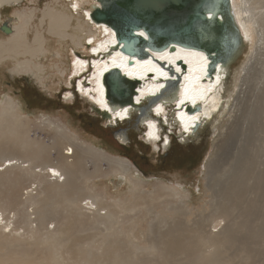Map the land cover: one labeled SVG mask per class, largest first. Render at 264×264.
Here are the masks:
<instances>
[{
	"label": "bare ground",
	"instance_id": "bare-ground-1",
	"mask_svg": "<svg viewBox=\"0 0 264 264\" xmlns=\"http://www.w3.org/2000/svg\"><path fill=\"white\" fill-rule=\"evenodd\" d=\"M22 1L0 0V7H3V4L15 6ZM94 1L97 5H91V12L85 9L83 13L80 11L82 6L79 0H76L73 7H56L53 4L45 7L43 20L48 23L46 25L41 23L31 44L27 23H22L23 14L14 13V29L9 24L13 33L8 35L12 37L9 41L0 42V62L18 54L29 55L34 60L18 63L14 74L24 72L47 79L46 66L39 58L46 56L49 52L48 36L58 37L65 42L70 39L72 43L82 45L85 50L90 49L85 42L87 38L95 41L93 36L104 32L103 38L97 41L98 47L92 48L94 52H101L100 56L91 58L92 68L86 66L85 60L78 56L70 58L73 64L69 63V67L70 69L72 67L74 73L77 74L78 71L84 70L83 67L90 70L88 75L82 74L85 76V82H88L83 83L82 93L88 92V97L93 98V103L102 109V111L98 108L94 110L106 119H113L114 115L118 114L120 117L125 114L129 115L131 110L137 108L134 103L111 104L105 95L106 86L100 80L101 75L108 69L119 68V74L122 73L128 79L139 80L133 96L135 102L160 98L165 91L163 86L167 83L166 97L169 99L160 102L154 109L159 116H164L166 112L170 113L171 119L170 117L165 118L167 119L165 123H170L177 128L178 124H181L186 132L193 129L194 132L191 134L196 133L198 127L195 129L192 127L197 121L210 123L221 113L225 103L223 83L229 74L228 63L239 52L240 45L254 30V25L259 27L256 31L260 33V41L264 39L260 23L261 18L264 19V12H261L264 8V0H221L223 6L227 5L231 19L227 20L223 11L216 12V14L208 12L207 16L210 21H214L217 16L224 22L222 33L228 37L226 41L230 44L224 46L226 56L222 61L209 65L211 59L207 56L205 48L201 46L171 41L160 48H155L144 28H137L135 32L148 40L145 46V52L148 55L141 56L139 59L130 58L115 48L117 38L114 37L115 31L111 26L93 19V11L101 7L99 0ZM220 4L217 3V8ZM74 20H76V26L73 25ZM231 39H233L232 42ZM169 46L173 48L171 51L170 48L167 50ZM179 52L188 59H179ZM58 56L61 55L58 54ZM153 57H157L158 60L166 59V62L171 63L173 68L179 72L184 66L185 72L179 76L173 70L170 75L174 80H166L167 72ZM168 59H179L184 64L179 67L175 64L176 61ZM153 75L151 79L150 76ZM176 76L178 83H176ZM245 81L246 76L242 80L241 96L244 94L242 89H244ZM89 89L93 92L90 93ZM158 92L161 94L151 96ZM69 94L67 93L66 96ZM5 103L0 105V230H5L7 227H10L9 231L15 230V225L19 221L24 224L23 230L26 231L6 239L0 236V245L5 249L4 253H0V264H33L26 260L25 255L19 251V246L28 241L26 237L28 233L33 232L32 230H36L35 234L40 236L56 230L61 234L65 231L68 216H64L63 219L53 204L54 200L57 202L60 197L64 196L69 198L74 207L72 214L78 221L83 222L82 215L95 217L93 222H89L88 230L92 227H98L99 230H104V228L110 230L115 227L116 230H120L119 227L122 229L126 219L124 216L126 212H132L135 215L132 219H128L129 229L135 230L138 225L135 220L141 211L153 214V220L148 223L147 230H167L157 238H153L150 243L158 261L162 259L164 264L217 263L219 249H226L229 243L235 241L233 235L236 230L245 231L242 244L248 249L257 243L253 239L257 231L264 230V217L258 220L259 214H256L258 204L263 205L261 197L264 198V142L258 145L260 141L256 144L257 140L252 142L253 147L247 148L252 125H246L245 130L242 129L244 126L238 130L237 127L235 128L243 119L242 115H239V118L231 125L228 123L227 130L219 134L220 138L215 142L212 155L206 164V186L211 193L210 200L206 204L208 206L204 205L191 211L193 208L188 205V202H191L189 194H182V190L173 185H162L163 190L152 193L150 197L144 192H137L133 195L134 199L131 203L128 199L107 203L99 193L95 192L96 189L83 184V179L88 176L86 158L90 154L89 150H81L71 139H59L57 142L44 144L30 138L29 131L24 130L20 114L14 107L12 99L10 98ZM187 103L191 106L198 105L200 109L189 114L184 110ZM183 106V109L180 108ZM253 115H257V112L255 111ZM114 119L117 122V116ZM146 123L148 128L146 135L157 137L159 120L152 118L146 120ZM61 126L67 128L63 123ZM258 128L260 126H257ZM262 128L264 132V126ZM180 135L183 141L191 137L190 134L185 136L181 131ZM262 135L260 140L264 141V133ZM165 144L167 143L163 145ZM56 150L58 162L53 163L52 154ZM103 151L110 155L105 150ZM103 157L105 156L100 155L99 159ZM122 158L120 156L110 158L112 174L120 175L122 172L141 174V172L140 174L133 172ZM127 161L133 164L130 160ZM169 197L173 198L174 203L168 200ZM158 204L162 207L156 210ZM188 211L197 213L191 214ZM33 222H35L34 228L31 227ZM49 224L50 226L53 224L51 229L48 227ZM65 239L66 236L63 235L60 239L57 237L42 242L50 246L42 264H63V254L58 253V250L52 253V245H58ZM183 245L196 249L189 252L182 249ZM102 247L111 249V245ZM119 248V245L114 247V249ZM254 251H256L255 248ZM248 252L251 253L249 250ZM241 257L242 254L237 264H250L248 257H245V262L241 260ZM129 263L145 264L137 257H133Z\"/></svg>",
	"mask_w": 264,
	"mask_h": 264
},
{
	"label": "rangeland",
	"instance_id": "rangeland-1",
	"mask_svg": "<svg viewBox=\"0 0 264 264\" xmlns=\"http://www.w3.org/2000/svg\"><path fill=\"white\" fill-rule=\"evenodd\" d=\"M79 1L82 6H80V11H82V13L85 12V9L91 12V5H97L94 0ZM75 3L76 0H23L15 6L3 4V7H0V25L7 22L14 29V13L23 14L22 23H27L26 27L29 29L28 34L31 38L29 40L31 44L41 23L43 22L44 25L48 23V21L43 20V11L45 7L50 4L56 7H73ZM73 12L75 11L73 10ZM261 12H264V8ZM260 23L262 25L264 38V19L262 20L261 18ZM73 25L76 26V20L73 21ZM258 28V26L254 25V30L249 33L247 39L240 45L239 52L231 58L228 63L229 74L223 83L225 103L221 113L218 117L210 121V123L200 122L198 130L194 133L195 135L190 133L191 137L183 141L181 139L182 137L179 138L177 133L174 132V127L176 126L164 122L168 126V130L173 133L171 146L169 145V147L165 149L163 147H165L166 144L162 145L164 143H161V140L151 141L147 142L150 149L146 152V146L144 147L146 143L139 142L141 138L140 129H143L142 124H139L138 121H134L123 126V129L119 131V135L115 136V139L117 143L124 146H128L131 143L130 149L133 154L132 157L137 165L130 164V162L127 161L129 159L124 158L119 150L111 147L96 135L86 131L87 122L90 121L92 116L98 117L100 115L94 110V107L96 108L98 106L93 103V98L88 97V92L85 94L82 93L87 95V99H83L80 95L74 93H72L73 95H67L65 98V94L73 90L74 85H72V83L75 81V78L78 79L77 85L82 92L83 83L86 84L87 82H85V76L82 74L86 73L88 75L90 72L89 69L86 70V67H83V71H78V74L74 73L72 67L70 69L69 63L73 64V61H70L71 57L78 56L81 58L79 53H85L87 56L89 55L88 48L84 50L82 45H76L72 43L70 39H67V42H65V40H60L58 37L48 36L47 43L49 52L46 56L39 58L46 66L47 79L24 72L14 74L15 67L18 63L26 60L32 62L34 60V58H31L29 55L23 56V54H18L5 61H1L0 105L3 103L6 104L5 101L7 102L10 98L12 99L14 107L20 114L21 123L25 127L24 130L29 131L30 138L44 144H51L52 142H57L59 139H71L76 142V145H78L81 150H89L90 154L86 158L88 176L83 179V184L94 190L96 189L95 192L99 193L107 203L120 202L125 199H128L131 203L134 199L133 195L137 192H144L150 197L152 193L163 190L162 185H173L181 189L182 194H189L191 202H188V205L193 208L191 211H195L206 205L210 200L211 193L207 190L206 186V164L209 162V158L212 155L215 142L220 138L219 134H223L227 130V124L230 123L231 125L232 122H235L236 119L239 118V115H242L243 119L237 124L240 126L238 127L236 125L235 128L237 127L236 129L238 130L241 126H244L242 129L245 130L246 125H252L249 132V136H251L249 137L250 140L248 139L247 148L253 147L252 142L257 140L256 144L260 141L258 145L264 142L260 140L263 136L262 133H264L262 132V127L264 126V39L260 41V33L256 31ZM11 34H5L0 30V42L9 41V38L12 36L8 35ZM93 38H95V41H100L103 38V33L101 32L93 36ZM232 41L233 39H231V42ZM74 51L80 52L76 54V56H73ZM58 54L61 56L59 57ZM182 58L184 60L188 59L187 56L181 55L179 52V59ZM168 60L176 61L177 59ZM147 64L150 63L147 62ZM92 66L91 59L89 68L91 69ZM246 68H248V70H246ZM245 76L246 81L244 83V89H242L244 94L241 96V85ZM24 80L28 81L32 91L31 94L36 97V103L24 98L22 95V86L25 85ZM89 92L91 93L93 91L89 89ZM255 111L257 115H253ZM134 115L135 114L132 115L131 119ZM243 115L246 118H244ZM115 116L120 117L119 114L114 115V118ZM164 116L159 117H162L165 121L167 120L165 118L170 117V113L166 112ZM114 118H109L107 120L115 122ZM93 119H91V121H93ZM98 121L100 122H97L98 125L100 124L105 127L101 119ZM61 123L66 125L67 128L61 126ZM257 126H260V128L257 129ZM132 128L136 130L135 136L134 133L131 132ZM168 130L166 129L165 135L168 134ZM256 130L257 132H255ZM120 132L124 134L123 137H121ZM167 141H169V137ZM139 144L142 146L140 147ZM161 145L163 147L158 150ZM103 150L110 155H107ZM179 150L183 152L182 156L185 157L182 163L172 164L167 162L161 168H152V166L158 162L157 159L159 157L162 155L167 156ZM56 152L57 150L53 151L52 154L53 163L58 162ZM100 155H104L105 157L99 159ZM118 156L121 158L123 157L122 159L126 161V164L133 172H138L139 174L141 172L142 175L128 172H122L120 175L112 174L110 158H117ZM186 158H191L192 162L188 161ZM142 169L143 171H141ZM258 198H260V196H258ZM261 199L263 205L258 204V209L256 211V214H259V217H261L260 219L257 217L258 220L264 217V198L261 197ZM168 200L174 203L172 197H169ZM53 204L60 215H62L63 219L64 216H68L65 231L61 234L56 230L43 236L35 234L36 230H32L33 232L28 233L26 237L28 241H25L19 246V251H21V253L25 255V259L31 263L42 264L44 262L45 253L50 249V246L42 244L43 241L56 239L57 237L60 239V237L64 235L66 239L63 242L58 245H52V253L58 250V253L63 254V264H130L129 260L133 257H137L145 264H164L162 259L158 261L150 243L153 238H157L167 230H147L148 223L153 220V214L144 210L141 211L139 217H137L136 220L134 219L138 224L135 230L129 229L128 219H132L135 216L132 212L125 213L124 216L126 219L123 222L122 229L118 226L120 230H116L115 227L110 228V230L106 228H104V230H99L98 227H92L88 230L87 227L89 222L95 220L93 215L89 217L82 215L83 222L78 221L72 214L74 207L66 196L60 197L57 202L54 200ZM207 206L208 205L205 207ZM161 207L162 206L158 204L156 210H159L158 208ZM189 213L195 214L197 212ZM15 226V230L9 231L10 227L5 228V230H0V236L6 239L26 231L23 230L24 224L19 221H17ZM52 226L53 224H51V226L49 224V229H51ZM31 227H35V222L32 223ZM260 231H262V233ZM260 231L258 230V233L253 238L257 243L253 244L251 249H248L242 244L246 234L245 231L236 230L233 235L235 236V241L229 243L226 249H219L218 260H216L217 263L211 262L210 264H237L241 254V260L244 262L245 257H248L250 264H264V230ZM109 245H111V249L102 247ZM116 245H119L120 248L114 249ZM199 245H201V243ZM254 248L256 251H254ZM182 249L192 252L196 248L190 249L186 245H183ZM248 250L251 253H249ZM4 252V247L0 245V253ZM177 262L181 263L182 261Z\"/></svg>",
	"mask_w": 264,
	"mask_h": 264
},
{
	"label": "water",
	"instance_id": "water-1",
	"mask_svg": "<svg viewBox=\"0 0 264 264\" xmlns=\"http://www.w3.org/2000/svg\"><path fill=\"white\" fill-rule=\"evenodd\" d=\"M101 7L94 10L92 17L97 22H105L115 31L119 49L126 55L145 56V37L135 32L144 28L152 46L160 48L169 42L183 43L205 48L213 62H220L226 56L224 46L228 37L222 32L224 22L215 16L210 21L207 13L223 11L227 20L231 19L227 5L221 0H99ZM217 3H221L218 5ZM12 28L7 22L0 30L10 34ZM150 42V43H151ZM228 55V53H227ZM227 61V60H226ZM182 64V61L179 62ZM118 69V70H117ZM119 68L104 74L102 82L106 86V96L112 104H132L139 80L128 79ZM182 106V105H181ZM180 108H184L180 107ZM200 106L187 103L185 111L193 114Z\"/></svg>",
	"mask_w": 264,
	"mask_h": 264
},
{
	"label": "trees",
	"instance_id": "trees-1",
	"mask_svg": "<svg viewBox=\"0 0 264 264\" xmlns=\"http://www.w3.org/2000/svg\"><path fill=\"white\" fill-rule=\"evenodd\" d=\"M91 119H93V121H91ZM91 119H90V121L87 122L86 131L89 133H92L93 135H96L98 138H100L104 142L108 143L111 147L116 148L117 150H119V152L122 153L123 157L129 159L133 164L137 165V163H135V160L132 157L133 154H132L131 149H130L131 143L128 146H124L122 144L117 143V141L115 139V136H117V132L119 130L123 129L124 125H126L129 122L137 121V119H138L137 116L134 115L131 120L123 122L122 124H120L116 128L103 127L100 124L98 125V123H100V122L98 121L99 118L97 116H92ZM133 119H135V120H133ZM131 132L134 133V136L136 135L135 129L132 128ZM139 142L141 143V141H139ZM139 145H140V147L142 146L141 144H139ZM144 147H145L146 152L149 151L150 148L147 144L144 145ZM142 149H144V148H142ZM157 161L158 162L156 164H154L152 166V168L153 167L161 168L165 163H167V156L162 155L161 157H159L157 159ZM141 171H143V169Z\"/></svg>",
	"mask_w": 264,
	"mask_h": 264
},
{
	"label": "clouds",
	"instance_id": "clouds-1",
	"mask_svg": "<svg viewBox=\"0 0 264 264\" xmlns=\"http://www.w3.org/2000/svg\"><path fill=\"white\" fill-rule=\"evenodd\" d=\"M160 102H164V101L158 98V99H152L148 103V107H149L148 113H149V116H150L149 119L153 118V119H158L159 120V123L157 124L159 126L158 132H157V137H149V136H147L146 135V132L148 131L147 123H146V121L140 122V124H142V128H143V129H140V135H141L140 141L145 142L146 144H147V142L159 140L160 137H162V133L164 132V127H166V129L168 130V126L164 123L163 118L161 117L159 119V114L154 109V107L156 105H158ZM138 103L139 102H135L134 101L135 106H137ZM117 105H119V104H117ZM117 108H120V107H117ZM107 113L109 114V111ZM133 114H134V109L131 110L129 115L125 114L123 117L117 116V122L116 123L115 122H110L106 118H102L101 116H98V118L102 120V123L105 125V127L116 128L118 125H120L123 122H125L126 120H128V118H131ZM178 126H179L178 128L174 127V132L177 133L179 138H181L180 131L183 132V134H185V136H186V135L190 134V131L192 130L191 129L189 132H186L185 128L181 124H178ZM167 133H168L167 135H165V133H164V135H163L164 139H163L162 143H165V142L168 143V141H167L168 135H171V137H173V133L171 131L168 130ZM165 136H166V140H165Z\"/></svg>",
	"mask_w": 264,
	"mask_h": 264
},
{
	"label": "flooded vegetation",
	"instance_id": "flooded-vegetation-1",
	"mask_svg": "<svg viewBox=\"0 0 264 264\" xmlns=\"http://www.w3.org/2000/svg\"><path fill=\"white\" fill-rule=\"evenodd\" d=\"M89 66V65H88ZM24 82H25V85H23L22 86V95L24 96V98H26V99H28V100H31V101H34L35 103H36V97H34L31 93H32V91H31V88H30V86H29V83H28V81H26V80H24ZM86 83H88V82H86ZM78 87V86H77ZM79 89V88H78ZM67 93H70L71 95H73L72 93V91H68ZM66 93V94H67ZM66 94H65V98H66ZM74 94H76V93H74ZM35 99V100H34ZM87 99V98H86ZM56 102H57V100H56ZM95 108V107H94ZM96 108H98V110H101L102 111V109H100L99 107H96ZM100 116V115H99ZM102 117V116H101ZM103 118V117H102ZM169 137V141H168V143L166 144V146L165 147H163L162 145L159 147V150H160V148L161 147H163V148H165V149H167L168 147H169V145L171 146V144H172V137H171V135H169L168 136ZM159 152V151H158ZM182 154H183V152L182 151H174L173 153H171V154H169V155H167V162L169 163H172V164H179V163H182V161L185 159V157H183L182 156ZM188 161H190V162H192V159L191 158H186Z\"/></svg>",
	"mask_w": 264,
	"mask_h": 264
}]
</instances>
